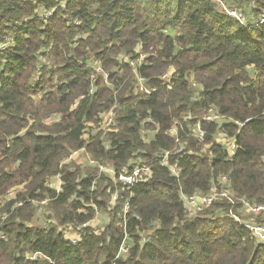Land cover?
<instances>
[{
  "label": "trees",
  "instance_id": "16d2710c",
  "mask_svg": "<svg viewBox=\"0 0 264 264\" xmlns=\"http://www.w3.org/2000/svg\"><path fill=\"white\" fill-rule=\"evenodd\" d=\"M9 38L0 264H264V244L230 215L238 205L220 200L189 218L181 198L226 175L238 198L264 205V25L247 28L213 0H0V46ZM136 75L154 92L136 93ZM212 108L227 122L206 119ZM217 133L236 138L234 155ZM81 150L94 164L65 163ZM165 153L178 176L161 165ZM137 163L151 178L133 187L99 169L118 178ZM57 176L60 191L49 187ZM46 200L47 227L34 226ZM99 212L110 216L101 233L87 225ZM70 226L77 243L60 231Z\"/></svg>",
  "mask_w": 264,
  "mask_h": 264
},
{
  "label": "built area",
  "instance_id": "2783aa9c",
  "mask_svg": "<svg viewBox=\"0 0 264 264\" xmlns=\"http://www.w3.org/2000/svg\"><path fill=\"white\" fill-rule=\"evenodd\" d=\"M213 1L216 3V5L218 6V8L222 13L236 20L241 25L247 28L254 29L260 25H264V10H261L258 7V3L260 0L252 1L251 7L256 8V10L254 11L252 8H250L247 14H245L246 12L243 9H240L235 4L228 3L226 0H213ZM257 11L259 14H257ZM255 16H257V19L255 18ZM11 42L12 39L9 38L2 46H0V49H5L11 44ZM144 59H145V55H141L137 61H130V64L133 67H136L138 65H141ZM94 69L98 74L102 73L99 67H95ZM169 77H170V72L166 73L162 77V80L165 81ZM135 79H136L135 82L136 93L143 92L149 95L154 92V90L148 86L147 81L145 79L141 78L138 75L135 76ZM206 119L215 122L216 119H220L224 123L227 122L226 119L222 118L221 116H218V112L216 108L210 109ZM113 124H114V113L110 112V114L104 118L101 127L103 129H107L111 127ZM237 124H239L240 127H243L245 125L242 123H237ZM171 134L175 136V130H172ZM204 134L205 133L204 131H202L201 126L199 124H197L196 127L193 128L191 131V135L199 141H202L204 139ZM221 134L223 138H228L231 141L230 145L228 146L229 151L228 150L227 151L230 153V155H234L236 151V138L234 137L229 138L226 133H221ZM81 152L83 151L74 152L70 156L69 160L73 159ZM92 163L94 164V162ZM161 165L168 167L174 176L179 175L178 173L179 171L177 167L171 165V163L169 162V153H165V155L161 160ZM104 168L105 167H103L102 165L101 166L99 165V169L101 172H103ZM109 172L112 173L113 179L116 182L123 183L130 187L137 186L142 183H146L151 178V167L143 163H137V165L135 166V168L131 173L129 174L121 173L119 174L118 178H116V173H114L113 171H109ZM116 198L117 196L114 195V199ZM181 198L184 203L187 217L189 218L196 217L199 213L204 212L205 209L211 207L213 204H215L220 200H227L228 204L233 206L238 205L239 209L247 212V214L249 215L248 219L250 221L248 222L242 221V219L237 215V213L234 212H230V215L235 219V221H237L238 223L249 229L253 237L257 238L259 242H264V205H258L252 201H249L246 198H238L236 193L231 188V181L228 178V176L222 175L218 177L215 181H213L210 190L208 192H197L192 195H185L181 193ZM35 205L39 207L37 214L43 215L44 211H46L47 201H42L41 203H35ZM127 210H128V206L125 207V211ZM84 227H87V225H84ZM78 239H76L74 243H77ZM38 256L41 257V254L36 253L34 255L28 256L27 259H37Z\"/></svg>",
  "mask_w": 264,
  "mask_h": 264
},
{
  "label": "rangeland",
  "instance_id": "374dc122",
  "mask_svg": "<svg viewBox=\"0 0 264 264\" xmlns=\"http://www.w3.org/2000/svg\"><path fill=\"white\" fill-rule=\"evenodd\" d=\"M251 3L252 2H247L244 5V7L242 8L246 12L245 14H247V12L249 11V9H250L249 5H251ZM254 11H255V9H254ZM257 14H259L258 11H257ZM255 18L257 19V16H255ZM172 34H174V32H172ZM251 73L254 74L252 69H251ZM53 119L57 120L58 117L55 116ZM216 121L219 123V125L224 123L220 119H216ZM215 139L220 145H222L225 149L228 150V146L231 143V141L228 138H223L221 133H217L215 135ZM73 159H74L75 162H77L78 164H81V165L93 164L89 160V157H88V155L85 152L79 153ZM103 167H105L103 172H105L106 174H108L109 171H112L111 165H106V166H103ZM60 185H61V183H60V181L58 179H55V180H53L50 183V187H52L53 189H59ZM14 194H15V192L13 191L10 196L13 197ZM46 208H47V206H46ZM44 213H46V211H44ZM236 213L242 219V221H247V222L250 221L248 219L249 215L247 214V212L239 209V206H237V212ZM41 217H42V214H37L36 220L32 224H34V226H37V227H47V224L45 223L44 218H41ZM257 222H258V220H257ZM109 223H110V216L105 214V213H103V212H99L96 215V218H94V220L91 221L87 225L89 227H91L93 230L97 231L98 233H101ZM60 231H63V234H64L65 238L67 240H71L72 242H74V241H76V239L80 238V233L74 227H71V226L70 227H62V228H60ZM73 238H75V239H73ZM256 240H257V238H256ZM258 243H263L264 244V242H259V241H258Z\"/></svg>",
  "mask_w": 264,
  "mask_h": 264
},
{
  "label": "crops",
  "instance_id": "0c3cea01",
  "mask_svg": "<svg viewBox=\"0 0 264 264\" xmlns=\"http://www.w3.org/2000/svg\"><path fill=\"white\" fill-rule=\"evenodd\" d=\"M81 151H83L84 152V150H81ZM69 158H67L66 160H65V163H69V162H71V161H74V159H71V160H69ZM89 160L90 161H92L90 158H89ZM75 162V161H74ZM93 162V161H92ZM105 166V165H104ZM111 168H112V170L114 169L112 166H111ZM106 174V173H105ZM109 177H111V178H113V176L111 175V173L109 172L108 174H107ZM55 179H58L59 181H60V183H61V185H60V188L59 189H54V190H57V191H60V189H61V186H62V180H61V178L59 177V176H57V177H54L52 180H50V183L53 181V180H55ZM50 183H49V187H50ZM50 188H52V187H50ZM53 189V188H52ZM46 211H47V208H46ZM47 215L44 213L43 215H42V218H44L45 219V217H46ZM73 239H75V238H73Z\"/></svg>",
  "mask_w": 264,
  "mask_h": 264
},
{
  "label": "bare ground",
  "instance_id": "6f19581e",
  "mask_svg": "<svg viewBox=\"0 0 264 264\" xmlns=\"http://www.w3.org/2000/svg\"><path fill=\"white\" fill-rule=\"evenodd\" d=\"M251 8H253V7H251ZM254 9H255V8H254ZM72 154H73V153H72ZM72 154H71V155H72ZM69 158H70V157H69ZM103 166H104V165H103ZM112 171H113L114 173H116L115 169H113ZM103 173H105V172H103ZM111 175H112V173H111ZM209 190H210V189H209ZM46 201H47V200H46ZM47 203H48V201H47ZM144 240H145V239H144Z\"/></svg>",
  "mask_w": 264,
  "mask_h": 264
}]
</instances>
